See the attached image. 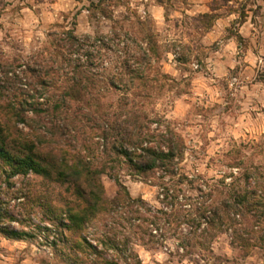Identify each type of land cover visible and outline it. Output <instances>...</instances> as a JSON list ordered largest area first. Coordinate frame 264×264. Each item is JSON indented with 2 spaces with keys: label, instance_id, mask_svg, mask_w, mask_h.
I'll return each instance as SVG.
<instances>
[{
  "label": "clouds",
  "instance_id": "clouds-1",
  "mask_svg": "<svg viewBox=\"0 0 264 264\" xmlns=\"http://www.w3.org/2000/svg\"><path fill=\"white\" fill-rule=\"evenodd\" d=\"M0 264H264V0H0Z\"/></svg>",
  "mask_w": 264,
  "mask_h": 264
}]
</instances>
